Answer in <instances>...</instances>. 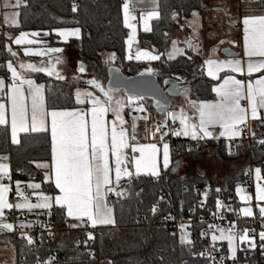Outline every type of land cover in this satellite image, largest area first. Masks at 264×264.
<instances>
[{
	"label": "crops",
	"instance_id": "0c3cea01",
	"mask_svg": "<svg viewBox=\"0 0 264 264\" xmlns=\"http://www.w3.org/2000/svg\"><path fill=\"white\" fill-rule=\"evenodd\" d=\"M207 1H210L208 7L205 6ZM231 4L234 14L229 9ZM240 4L239 0H201L202 10H193L181 20L189 29L190 41L181 42L179 26L172 30L174 36L164 58L172 59L167 56L171 48L177 56L185 54L187 49L194 55H201L202 72L213 81V98L188 97L175 111L177 120H170L175 125V132L166 136L148 133V122L158 119L148 112L141 99L135 100L136 106L115 112L107 105L90 104L83 93L82 101L75 97L76 107L47 109L44 85L35 75L42 73L60 80L75 79L77 64L81 62L76 44L80 30L75 27L52 30L50 33L56 36V41L64 45H48V31L18 32L9 46V62L11 75L17 76L19 82L5 87L2 80L0 84V95H3L0 96V125L7 128L11 145L18 144L22 134L48 131L51 157L49 161L34 163L42 173L41 181L20 182L11 179L9 152L0 153V234L10 232L3 212L11 208L30 211L61 207L69 229L83 227V217H87L94 227L108 225L111 205L105 195L113 187L122 186L132 174L158 175L168 171L184 177L181 174L186 163L199 158L209 147L215 148L217 153L215 144L219 142L225 150L227 142L237 137L232 126L244 121L255 138H264V14L242 15ZM231 15L235 25L229 24ZM157 16L156 11L155 16L142 25L141 15L136 14L137 35L149 30L151 20ZM229 27L234 32L231 36ZM138 42V36L126 38L127 61L135 52H138L136 57L133 56L136 61L159 59V55L138 46ZM14 52L18 59L14 58ZM135 107H141V112L147 111V115H141V118L137 112V116L130 117L136 112ZM171 137L201 139L204 145L197 154L186 151L173 160ZM240 150L241 156L232 160L237 169L235 178L242 176L238 168L243 166V178L234 187L238 212L246 219L258 215L259 232L264 234V182L256 169L253 185L247 189L249 155L246 143H241ZM115 153L119 157V166H128L127 173L121 176L113 171ZM225 153L229 154L226 150ZM177 160L179 163L171 173ZM207 173L216 182L219 180L217 184L221 186L232 177ZM30 181L35 182L36 187L31 188ZM43 183H50L54 192L43 189ZM26 191L35 192V201L26 199ZM13 253L9 244L0 245L2 262H13Z\"/></svg>",
	"mask_w": 264,
	"mask_h": 264
},
{
	"label": "trees",
	"instance_id": "16d2710c",
	"mask_svg": "<svg viewBox=\"0 0 264 264\" xmlns=\"http://www.w3.org/2000/svg\"><path fill=\"white\" fill-rule=\"evenodd\" d=\"M17 7L18 24L4 25V37L9 47L11 40L20 31H48L59 28H78L80 37L76 41L78 54L83 63L101 78L107 80L109 66L118 67L125 76L139 73H152L161 83L170 78L188 89L191 99L213 98V81L202 71V56L194 55L187 49L185 54L173 59H165L173 29L179 26L178 36L181 42L190 41L189 29L181 20L193 10H202L201 0H158V16L151 20L149 30L138 33V46L152 50L159 55L155 62L132 61L125 58V40L128 28L124 23L122 5L124 0H21ZM240 14H264V0L244 1L240 4ZM6 32L9 33L8 37ZM48 45H64L56 41L52 33L48 35ZM1 44V35H0ZM8 58H10L9 48ZM113 53L114 61L105 64L102 55ZM35 78L42 82L47 109H67L76 105L75 80H60L38 73ZM150 113L158 114L152 107L151 99H141ZM159 121V119H158ZM171 123L170 120H167ZM8 131L0 125V153L9 152L12 166V181L25 182L31 179L42 180L41 171L34 165L46 162L51 157V139L48 131L29 132L20 135L19 143H9ZM258 138V144L252 147L251 162L260 168L264 177V142ZM183 142L171 137V153L173 160L180 158L186 151H176ZM207 145L215 144L205 142ZM192 150L197 154L202 148ZM216 145L217 154L226 159L236 160L241 150L229 155L224 145ZM249 161V160H248ZM242 176L230 177L224 186L217 184L211 174H195L189 178L170 174L168 171L158 175H133L127 178L122 193H116L110 201L114 223L100 225L93 231L92 243L87 245L88 231L84 227L69 229L63 208H50L54 217L53 226L57 229L53 241H24L17 244V264H35L38 260L50 258L52 264H208L199 255L202 240L196 236L186 237L184 242L179 236L171 234L161 222L162 213L166 211H186L196 200L194 183L206 186L204 202L206 210L216 209L220 200H233L234 206L239 204L234 195V187L243 178V166L239 167ZM43 189L54 188L50 183H43ZM159 208V212L153 210ZM144 214L145 218L138 219ZM247 225V222L245 223ZM260 220L256 223L259 230ZM194 240L193 243H190ZM9 244L14 251L10 233L0 234V245ZM226 249V242H221ZM90 250L93 253H90ZM0 264H15L13 262Z\"/></svg>",
	"mask_w": 264,
	"mask_h": 264
},
{
	"label": "built area",
	"instance_id": "2783aa9c",
	"mask_svg": "<svg viewBox=\"0 0 264 264\" xmlns=\"http://www.w3.org/2000/svg\"><path fill=\"white\" fill-rule=\"evenodd\" d=\"M240 2L248 0H239ZM3 0H0L2 4ZM4 24L0 20V77L3 79L5 87L19 82L18 77L12 76L10 71V62L8 58L7 45L4 37ZM3 97V95H0ZM137 112H132L130 117L137 116ZM141 115H147V111H142ZM246 121L232 126V131L237 134L236 138L230 139L225 145V150L230 153H235L241 148V143H246L248 154L251 153L252 147L258 144L257 138L250 133ZM147 131L151 136L155 135H172L175 132V125L172 123H160L154 119L147 124ZM171 139V138H170ZM169 139V140H170ZM184 140L183 148L178 145L176 151L184 149V151L198 150L203 141L201 139L179 138ZM249 166L246 173V186L251 189L253 185L254 172L256 169L260 172V178L264 182L261 175L260 168L255 166L251 160L250 155ZM193 189L196 195L194 203L183 211H166L162 213L161 222L167 226L171 234L179 237H187L188 234L196 236L202 240L199 247V255L208 261V264H264V234H260L256 227V223L260 220L258 215L249 219L241 216L238 208L234 205L233 200H220L216 209L206 210L204 196L206 194V186L202 183H194ZM26 199H36L35 192L26 191ZM115 196L113 191H109L105 195L107 202H110ZM159 212V208L153 210ZM4 218L10 225V234L13 242V258L14 263L17 264L19 257L17 255L18 241H34L37 245L40 241H53V236L57 229L53 226L54 217L50 209L39 210H22V209H6ZM145 218L144 214L138 216V219ZM245 221L247 225L244 224ZM81 224L88 231V238L86 244L92 243L93 231L95 227L91 225L87 217L81 219ZM223 235L226 238H235L237 240V253L233 259L227 255V250L222 248L221 242L218 238ZM191 240L190 243H193ZM226 242V241H225ZM92 254L93 251L90 250ZM35 264H52L50 258L45 260H38Z\"/></svg>",
	"mask_w": 264,
	"mask_h": 264
},
{
	"label": "rangeland",
	"instance_id": "374dc122",
	"mask_svg": "<svg viewBox=\"0 0 264 264\" xmlns=\"http://www.w3.org/2000/svg\"><path fill=\"white\" fill-rule=\"evenodd\" d=\"M209 2L207 1L206 7L209 6ZM22 3L21 0H3L2 4H0V20L2 23L6 26H14L18 24V10L17 7ZM158 6V0H124L122 9H123V17L126 28H128V39L136 38L137 35V20H136V14L141 15V22L143 24H147L148 20L155 16L156 9ZM234 6L231 4L229 9L230 12L234 14ZM231 23L230 25H235L233 21V15L229 17ZM230 29V36L233 35V29L229 27ZM6 35L8 37L9 33L6 32ZM175 43V42H174ZM8 47V46H7ZM9 48V47H8ZM138 52L132 53L130 57V60H133V56L136 57ZM173 49L169 51L167 56H170L173 58L177 57L175 55ZM14 58L18 59V54L16 52L13 53ZM103 61L105 64H110L112 61H114L113 53L105 52L103 55ZM15 59V60H17ZM146 62V61H144ZM78 65H80V62H78ZM75 93H76V100L82 101L83 93L86 94L87 100L90 104H98V105H107L110 109H113L116 111L123 110L127 106H136L135 100L126 96L123 90H119L118 92H112L110 90H107L106 88V80L105 78L99 77L89 66L85 64V71L84 73H77L75 74ZM2 78L0 77V84L2 83ZM188 89L187 87L183 86L181 87L180 93L177 96L170 97V107L169 110L162 115H154L156 119L159 120H173L176 121L177 118L175 116V111L179 107L180 104L184 103L188 99ZM136 112H138L141 116V107H135ZM120 109V110H119ZM149 112V111H148ZM150 113V112H149ZM153 115L152 113H150ZM229 155V154H228ZM119 157L118 154H113L112 163H113V171L115 174H126L128 170V166L125 168H121L119 166ZM237 165V164H236ZM184 171L182 172V176L184 177H190L195 173L205 174L207 172L213 173L216 176H226V178H229L230 176L234 177L237 174V169L234 166V162L230 159H226L222 157L220 154H217L215 151V148L209 147L208 151L201 154L199 158H195L193 161H190L186 163L184 166ZM239 169V168H238ZM263 177V176H262ZM264 178V177H263ZM215 179V178H214ZM217 179V178H216ZM219 180H217L218 182ZM28 185L33 188L36 187L35 182H28ZM112 191L116 193H122L123 188L122 186H117L116 188L113 187ZM110 205V204H109ZM110 209V208H109ZM111 217H110V224L114 223L113 218V212L112 208L110 209ZM180 239L184 242H188V239L186 237H180ZM218 240L220 241H226V250L227 255L230 259H233L236 256L237 253V240L235 238H226L225 236L221 235ZM13 259V258H12Z\"/></svg>",
	"mask_w": 264,
	"mask_h": 264
},
{
	"label": "water",
	"instance_id": "95a60500",
	"mask_svg": "<svg viewBox=\"0 0 264 264\" xmlns=\"http://www.w3.org/2000/svg\"><path fill=\"white\" fill-rule=\"evenodd\" d=\"M77 71L84 73L85 63L81 61ZM106 88L114 93L123 90L132 99H151L152 107L158 114L169 110L170 97L177 96L181 90V86L174 79L166 78L160 83L154 74L147 72L128 77L116 66H109L107 69ZM262 141L264 142V138ZM178 163V160L174 162L171 173Z\"/></svg>",
	"mask_w": 264,
	"mask_h": 264
}]
</instances>
